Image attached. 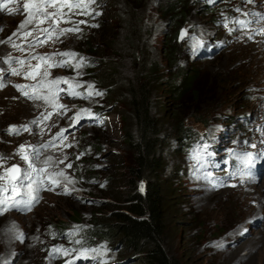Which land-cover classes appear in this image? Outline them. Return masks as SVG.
<instances>
[{"label": "rangeland", "instance_id": "1", "mask_svg": "<svg viewBox=\"0 0 264 264\" xmlns=\"http://www.w3.org/2000/svg\"><path fill=\"white\" fill-rule=\"evenodd\" d=\"M5 1L7 7L0 8V12L8 14L4 12L5 15L0 17V41H5L14 32L18 34L12 36L11 42L0 43V47L5 46L4 51L0 50V68L8 66L4 60L11 57L14 63L8 68H17L21 74L6 72L3 86H0V156L5 158L0 160V174L12 165H19L22 169L27 167L17 155L19 146L25 145L30 154L33 146L39 150V159L35 161L38 168L45 167L44 160L52 157L47 171L63 170L67 179L59 177L60 186L52 190L41 187L33 192L37 199L30 210L23 206L11 207L14 199L28 198V181L24 182L18 196H14L8 181H0V186L7 189L0 192V198H6L10 206L4 210L5 204L0 205V264L5 260L11 264H68L69 261L73 264H142L140 254L130 250L124 252L121 237L109 233L115 225L116 214L125 212L129 205L132 188L147 183L142 179L137 181L133 175L137 167V151L128 142L126 133L135 135L134 112L122 105L119 94L109 96L108 88L95 85L86 74V65L93 55L82 46L90 39L101 43V35L92 26L101 20L121 25L124 8L112 5L113 0H96L91 5V15L72 16L74 21H87L79 25V32H69L58 39L53 34L47 43L30 48L34 36L43 39L45 34L33 32V36L25 38L24 32L32 30L35 21L18 31V25L26 18L23 0ZM248 4V0H191L187 6L188 13H191L188 15L191 16L190 24L184 29L187 35L182 39L180 57L196 74L191 87L195 96L189 92L176 101L170 94L162 92L163 89L157 90L160 85L163 87L165 80H154L148 89L152 113L161 127V144L155 157L164 162L158 176L169 207L165 213L163 244L176 264H264V165L255 163L254 167H248L243 163L247 153L256 157L262 153L256 150V146L264 138L263 112L256 110L252 89L239 83L245 78L240 75V66L232 61V57L235 62L246 59V54L241 46L231 48L230 44V38L237 30L249 28L251 24H262L264 28V20L260 19L264 15V0L257 4V15L251 14ZM8 9L13 12L9 13ZM236 21L250 23L241 28ZM156 23L159 30L151 42L155 50L150 61H156L164 37L161 31L166 29L164 22L156 20ZM72 26L60 24V28ZM120 31L121 26L117 28L119 40L128 37L126 32ZM197 42L200 46L193 50ZM13 44L19 45L23 51ZM64 52H73L77 56L56 55ZM41 55L53 59L47 64L32 59ZM81 58L82 66L76 68ZM17 59L30 61L31 65L41 63V70L47 68L50 73L46 81L67 78L71 89L76 92L86 94L93 91L88 85H93L94 90L103 95L87 99L73 97L68 95L69 85L61 83L58 87L64 91L59 93L56 103L66 106L64 109L41 99L31 101L18 92L15 85H39L40 78L26 79L29 63L21 65ZM64 60L68 65L48 67ZM123 73L124 97L129 101L130 91L137 92L141 82L136 71L125 67ZM76 84L81 87H75ZM4 87L9 88L3 91ZM48 87L55 86L46 83L43 92L39 86L35 90H25L49 95ZM260 91L264 92V81ZM16 107L19 110L12 111ZM82 109L90 110L92 116L81 113ZM77 113L82 117L78 122L72 119ZM38 118L39 123H31ZM24 126L30 130H23ZM13 127L19 129L20 134H10L9 129ZM62 129L67 130L63 137L54 139ZM181 131L188 139L186 147L179 142L184 138ZM253 144L255 147L250 146ZM204 145H207L206 151ZM196 155L204 159L198 163L193 158ZM68 164H71L70 168ZM199 170L202 173L196 176ZM242 176L255 181L245 179L249 188L241 200L231 196H208L219 189L213 187L214 184L228 189L231 180ZM219 204L224 206L227 214L213 219ZM249 209L251 215L246 214ZM13 227L15 235L22 234V242L8 231ZM245 228L248 231L241 235ZM90 232L103 234L101 239H95ZM77 240L81 243H73ZM56 248L75 251L65 255L54 252ZM81 248L97 249L87 253L95 259H77Z\"/></svg>", "mask_w": 264, "mask_h": 264}, {"label": "trees", "instance_id": "2", "mask_svg": "<svg viewBox=\"0 0 264 264\" xmlns=\"http://www.w3.org/2000/svg\"><path fill=\"white\" fill-rule=\"evenodd\" d=\"M121 1L123 3H119V0L111 2L124 8L121 25L101 20L98 26L93 27L101 35V43L91 39L86 44L82 43L93 55L86 65V74L95 85L108 88L109 96L119 94L122 105L134 112L132 120L135 135L126 133L128 142L137 151V167L133 175L137 181H147L143 191L138 185L132 188L129 205L125 212L116 214L115 225L109 233L121 237L124 252L130 250L140 254L142 264H176L168 256L163 244L166 234L165 213L169 207L158 176L164 162L155 157L161 144V127L152 113L148 89L154 80H165L163 87L160 85L157 90L163 89L162 92L170 94L176 101L189 92L195 96L191 87L196 74L180 57L183 52L180 35L190 24L191 16L188 15L191 13H188L187 6L191 0H157L156 3L153 0ZM156 20L164 22L166 29L161 31L164 37L162 46L157 50V59L150 61V55L155 50L151 42L159 30ZM120 26V33L126 32L128 35L123 40L118 38L117 28ZM133 33L134 36H130ZM144 41L148 44H143ZM125 67L136 71L141 82L137 92L130 91L129 101L123 91ZM69 91L76 92L72 89ZM181 137L184 138L179 142L186 147L188 139L183 131ZM101 234L90 232V236L95 239H101Z\"/></svg>", "mask_w": 264, "mask_h": 264}, {"label": "snow or ice", "instance_id": "3", "mask_svg": "<svg viewBox=\"0 0 264 264\" xmlns=\"http://www.w3.org/2000/svg\"><path fill=\"white\" fill-rule=\"evenodd\" d=\"M8 2H19V0H8ZM249 3L252 2V0H248ZM96 0H23L22 3V9L23 12L26 13V18L24 21H22L18 25V31L26 28L28 25L33 24L35 21V27L27 32H24V37L27 38L29 36H33V32H42L44 33V38L41 39L39 35H36L33 37V41L29 43V47H35L37 45H43L47 43L52 37L53 34L56 35V38L58 39L60 36L65 35L69 32H79L81 29L79 28L80 24H85L87 21L80 20V21H74L72 20L73 15H91L92 11L91 5L95 4ZM6 7V3L4 0H0V8ZM65 9L67 11H65ZM9 13L13 12V9H8ZM239 11V9H238ZM96 15H99V13H96ZM257 15V14H253ZM261 20H264V15L260 16ZM72 24V27L68 28H60V24ZM235 23H238L241 28H244L247 26L250 21H236ZM47 24L48 27H41V25ZM93 27H96L98 25H92ZM229 31H232V29H229ZM18 32H14L12 36H16ZM187 35L186 30L181 32L180 38L184 39ZM12 36H9L5 41H0V43H9L12 41ZM14 47L20 48L19 45L13 44ZM200 46V42H197L193 45V50H196ZM21 51H23L22 48H20ZM56 55L74 58L77 56L76 53L73 52H64V53H57ZM11 57L6 58L4 60V63L11 64L12 62ZM32 59H36L39 62H43V64H47L48 61L52 60V56H33ZM17 63L24 65L26 62L29 63V71L25 73L26 79L31 80H37L39 77V85H15L18 91L21 92V94L30 100H38L43 99L46 103L52 104L54 107H57L59 109H64L66 106L57 104L56 101L58 100L59 93L61 91H64L63 89H60L58 86L61 83L68 84L69 88H72V85L69 83V80L67 78H56L50 81H46V78L50 75V73L47 71V68L42 69V64L37 63L36 65H31L30 61H26L23 59H17ZM83 58H81V61L78 62L75 67L79 68L82 66ZM68 65V61H60L51 65H48V67H63ZM9 73L11 75H20L21 72L14 67H10V69H3L0 68V86H3L2 80L4 78L5 73ZM55 86L48 87L47 91L49 95H41L37 92L33 91L30 93L29 91H26V88L35 90L38 86L43 88L45 84ZM75 87L79 88L81 87L80 84H76ZM89 89H93V91H88L86 94L81 92H74V91H68V95H71L73 97H79L87 99L92 96H98L103 95L102 93L95 91L93 85H88ZM81 113L87 114L89 117L92 116L90 113V110L88 109H82ZM81 113H77L76 116H74L72 119L76 122L79 121L81 117ZM51 115V114H49ZM43 116V113L41 114ZM39 118L37 120H33L32 124L39 123ZM25 131L30 130L28 126H24ZM67 131L66 129H62L59 133L56 134V138H62L63 133ZM10 134H18L19 129H16L15 127L9 129ZM264 143V141H262ZM48 145H43L42 147H47ZM251 147H255V145H250ZM207 145H204V150L206 151ZM17 155L20 156L21 160L25 162L27 165L26 168H21L19 165H12L10 168H5L3 174H0V181H8V183L11 185V191L14 194V196L20 195V189L23 188L24 182L28 181L27 188L28 193L27 199H14L11 207H17L23 206L25 209L31 208L33 202L37 199L35 195H32L33 192L38 191L41 187L48 188L49 190H52L56 186H60V180L59 177H65L63 170L59 172H48L47 166L52 162V157H48L44 160L45 167L38 168L36 166L35 161L39 159V150L35 148L34 146L31 149V154L27 151L25 145H20L19 150L17 152ZM208 155H211V153H208ZM264 157V152L260 153L259 157L254 156L252 153H247L243 157V163L248 167H254L255 162L258 158ZM198 163L204 159L201 155H196L193 157ZM5 158L0 156V160H4ZM60 163H63V161H60ZM2 166V165H0ZM67 167H71V164H68ZM200 167H204V164H200ZM35 174V176H34ZM211 174L209 173V176ZM206 179L208 177H205ZM71 182V181H69ZM36 185L34 188L33 186ZM219 184H214L213 187H218ZM7 189L3 186H0V192L6 191ZM140 190L143 191V185L141 184ZM65 194H68L67 191ZM6 203V198H0V205H3ZM7 210V209H4ZM251 223V221H250ZM8 231L13 233V236L15 239H19L22 242V234L21 235H15L14 227L12 229H8ZM248 229H244L241 232V235L246 233ZM73 243H81L80 241H73ZM219 247H222V245H218ZM54 252H62L65 255L70 254L71 251H75V249H63V248H56L53 249ZM97 249H87V248H81L79 251V254L77 256V259H95V257H89L87 253L89 252H96ZM4 264H11L10 261L5 260ZM68 264H73L72 261H69Z\"/></svg>", "mask_w": 264, "mask_h": 264}, {"label": "bare ground", "instance_id": "4", "mask_svg": "<svg viewBox=\"0 0 264 264\" xmlns=\"http://www.w3.org/2000/svg\"><path fill=\"white\" fill-rule=\"evenodd\" d=\"M259 0H252L251 3L248 4L249 11L251 14H255L257 11V4ZM6 7H7V2ZM6 12V11H4ZM4 12H0V17L5 15ZM6 14H8L6 12ZM143 44H148L147 41H144ZM231 48H239L241 46L243 48L244 54H246V59L242 58L235 62V58L232 57V61L234 64H237L241 68V74L245 79L240 80L239 83L244 85L247 89H252L255 94L254 103L256 105L257 111L263 112V120H264V92H261L260 89L262 87L264 81V28L262 24H251L249 28L237 30L236 34L230 38ZM5 48V46H4ZM3 47H0L1 51H4ZM240 50V49H239ZM9 66V65H8ZM7 65L2 66L3 69H9ZM245 83V84H244ZM9 87H4L3 91ZM45 91V88L41 90V92ZM47 93V91H46ZM34 101V100H31ZM41 101H44L41 99ZM32 104H35L33 102ZM19 110V108H13L12 111ZM20 134V131L18 132ZM261 143L256 146V150L259 152H264V138L260 140ZM259 161H264V158L261 157L256 160V164L259 166L264 165V163H260ZM198 169V167H196ZM196 169V171H197ZM202 173L201 170L196 172V176H199ZM254 176L256 172L252 173ZM245 179H249L251 181H255V179L251 177H239L237 179L231 180L228 185V189H224L222 186H218L219 189L211 192L208 196L218 195L219 198H224L226 196L234 197L238 200L242 199L243 194L246 189L249 188V184ZM210 199V198H208ZM227 214L224 206L219 204L217 206V210L213 214V219L224 217ZM247 215H251V209L246 211ZM237 242L234 240V243Z\"/></svg>", "mask_w": 264, "mask_h": 264}, {"label": "clouds", "instance_id": "5", "mask_svg": "<svg viewBox=\"0 0 264 264\" xmlns=\"http://www.w3.org/2000/svg\"><path fill=\"white\" fill-rule=\"evenodd\" d=\"M12 134H14V133H12Z\"/></svg>", "mask_w": 264, "mask_h": 264}]
</instances>
